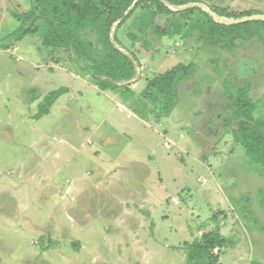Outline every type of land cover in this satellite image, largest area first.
Wrapping results in <instances>:
<instances>
[{
	"label": "rangeland",
	"instance_id": "obj_1",
	"mask_svg": "<svg viewBox=\"0 0 264 264\" xmlns=\"http://www.w3.org/2000/svg\"><path fill=\"white\" fill-rule=\"evenodd\" d=\"M216 1L264 15V0ZM30 8L0 0V39L21 27L12 14ZM145 11L114 31V44L137 61L135 80L115 91H100L89 62L43 47L39 34L0 49V144L8 145H0V264H187L190 245L210 231L228 240L214 264H264V175L216 120L224 78L250 82L252 98L264 100L259 48L230 53L144 36ZM177 64L194 72L177 87L176 109L157 117L140 93Z\"/></svg>",
	"mask_w": 264,
	"mask_h": 264
},
{
	"label": "trees",
	"instance_id": "obj_2",
	"mask_svg": "<svg viewBox=\"0 0 264 264\" xmlns=\"http://www.w3.org/2000/svg\"><path fill=\"white\" fill-rule=\"evenodd\" d=\"M30 4L28 11L12 14L21 27L8 39H0V49L12 48L6 44L10 40L20 42L25 36L39 34L43 47L61 49L72 56V61L75 55L89 62L100 91H115L135 80L137 61L117 47L113 39L114 31L139 7L146 10L139 28L144 36V29H148L160 40L193 38L204 47L230 53L253 42L264 66V15L258 11L231 12L216 0H30ZM157 19H163L164 26L157 24ZM132 40L140 38L135 36ZM147 44L144 39L142 45ZM193 72V64L174 65L147 80L140 100L152 107L157 117L170 115L179 103L177 87ZM66 92L61 88L44 97L36 119L47 115ZM220 96L224 102L218 106V124L223 123L233 142L243 148L246 164L258 165L264 175V100L252 98L250 82L240 84L231 77L223 79ZM137 114L147 120L145 112ZM258 196L259 207L264 210L263 191H258ZM248 204V200L242 201L244 209ZM226 243L228 240L217 231L204 233L190 245L187 264H214L213 251Z\"/></svg>",
	"mask_w": 264,
	"mask_h": 264
},
{
	"label": "crops",
	"instance_id": "obj_3",
	"mask_svg": "<svg viewBox=\"0 0 264 264\" xmlns=\"http://www.w3.org/2000/svg\"><path fill=\"white\" fill-rule=\"evenodd\" d=\"M6 92H9V90L8 91H6ZM5 103H7V101L5 102ZM3 132V129H0V136L2 135L1 133ZM2 140V139H1ZM1 142H3V140L1 141ZM0 145H3L4 147H6V146H8L5 142H3L2 144H0ZM33 145V144H32ZM20 164H17V166H19ZM19 168V167H18ZM17 171H19V169H17ZM4 173V171L2 172V174ZM17 174H19V173H17Z\"/></svg>",
	"mask_w": 264,
	"mask_h": 264
}]
</instances>
